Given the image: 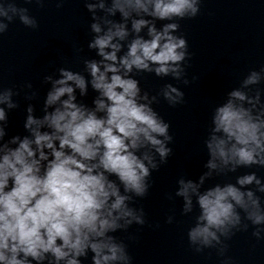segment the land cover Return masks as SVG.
<instances>
[{"label": "water", "instance_id": "water-1", "mask_svg": "<svg viewBox=\"0 0 264 264\" xmlns=\"http://www.w3.org/2000/svg\"><path fill=\"white\" fill-rule=\"evenodd\" d=\"M101 3L104 8L99 7ZM90 4L95 6L92 10H89ZM0 5L5 9L9 6L27 9L25 14L34 21L25 25L19 14L11 12V20L0 16V97L8 94L9 102L15 105L10 108L8 102H0L5 112V119L0 120V130L4 132L0 148L7 144L14 149L25 137L34 140L31 130L25 128L27 117L31 114L42 120L47 112L59 106V102L47 108L45 105L54 82L62 78L61 70L85 79L87 89L83 94L69 82L74 88V102L89 110L95 109L94 101L102 97L92 87L87 64L97 62L103 71V64L110 62L103 61L98 49L89 45L112 24H125L129 33L124 40H113L121 45L117 67L133 39L137 36L150 39L147 27L138 34L132 31V20L146 19L157 31H162L166 24H177L171 35L186 41V48L180 50L185 52V59L173 65L179 69V77L172 72L158 76L154 71L158 65L151 63V71L133 68L128 73L129 78L138 81L140 97L147 95V99L138 102L148 104L170 125L168 136L171 139L157 138L171 151L162 160L151 145L135 150L141 159L145 153L150 155L157 165L152 168L144 161L150 175L145 178L147 190L143 196L125 191L114 175L108 177L117 184L121 195L129 197L125 202L127 207L143 221L137 223L132 217L124 218L118 220L122 227L106 233L113 237L114 243L123 246L129 257L127 261L110 264H264V222L253 224L239 206H236L240 216L238 224L228 226L226 233L213 229L218 241L213 240L210 245L192 243L188 235L201 223L198 196L217 186L223 188L231 184L242 192L252 191L264 213V192L260 191L264 187V165L234 166L231 162L223 165L217 159V168L207 166L212 159L207 142L213 134L221 135L213 132L216 109L230 99L250 109L253 116L264 109V0H196L195 17L186 15L167 20L143 12H132L125 20L119 11H108L113 0H0ZM94 23L100 26V33L92 30ZM253 72L258 74L259 80L246 84ZM120 74H124L122 68ZM168 86L183 95L178 97L171 93L174 101L169 100L164 95ZM233 91L242 92L246 99L235 100L230 95ZM64 99L67 95L61 97V101ZM30 107L31 113L28 112ZM40 130L51 131L47 125ZM14 137L19 139L12 143ZM45 152L50 155V150L45 149ZM3 154L0 151V157ZM253 174L259 184L255 181L243 186L238 183L240 178ZM181 181H191L197 186L195 192L189 191L190 207H186L184 196L177 195ZM127 220L131 223H126ZM93 256L88 249L86 255L78 259L80 264H93ZM28 260L30 264H66L65 260L57 262L51 253H46L41 261L31 257Z\"/></svg>", "mask_w": 264, "mask_h": 264}, {"label": "clouds", "instance_id": "clouds-1", "mask_svg": "<svg viewBox=\"0 0 264 264\" xmlns=\"http://www.w3.org/2000/svg\"><path fill=\"white\" fill-rule=\"evenodd\" d=\"M88 7L92 10L95 6ZM99 7L104 8V4ZM108 11H119L125 20L132 12L167 20L186 15L195 17L198 8L196 0H113ZM9 12L19 14L25 25L34 23L25 14L27 9L14 6L5 9L0 5V16L11 20ZM131 27L137 34L147 27L150 39L140 36L133 39L127 54L119 59V67L117 52L121 45L113 40H124L128 36L125 24H112L89 45L98 49L103 61L110 62L103 64V71L97 62L87 64L92 87L102 97L94 101V110L74 102V88L69 82L83 94L87 89L85 79L61 70L62 78L54 82L45 105L47 108L59 102V106L47 112L42 120L31 114L27 117L25 128L31 130L34 140L25 137L14 149L7 144L0 148L4 153L0 157V264H30L28 257L41 261L46 253H51L57 262L80 264L78 257L85 256L88 249L94 253L93 264L129 259L123 246L114 243L113 237L106 233L122 227L118 220L124 218L132 217L137 223L143 221L127 207L125 202L129 197L121 195L117 184L108 177L114 175L125 191L143 196L147 190L145 178L150 175L144 161L152 168L157 165L150 155L145 153L141 159L135 150L151 145L163 160L171 150L157 137H171L168 136L170 125L148 104L138 102L147 99V95L140 97L138 81L129 78L128 73L133 68L151 71V63L158 65L154 69L156 75L172 72L179 77V69L173 65L185 59V52L180 50L186 48L185 39L171 35L178 27L175 23L166 24L162 31H157L148 20L134 19ZM92 30L101 32L95 23ZM258 80V74L253 72L245 83L255 84ZM171 93L178 97L183 95L168 86L164 95L174 101ZM65 95L67 99L61 101ZM230 95L235 100L246 99L240 91ZM0 102H8L10 108L15 106L9 102L8 94L0 97ZM28 112H32L31 107ZM261 115L264 109L253 116L250 109L237 105L232 99L218 107L213 118V132L221 135L213 134L207 142L212 157L207 166L217 168V159L223 165L230 162L234 166L264 165V119ZM4 119V109L0 108V120ZM44 125L51 131L42 132L40 129ZM3 135L0 130V137ZM18 139L14 137L12 143ZM45 149L50 150V155ZM253 181L260 183L254 174L240 178L238 183L243 186ZM181 184L177 195L184 196L186 207H190L189 191L195 192L197 186L191 181H181ZM260 191L264 192V187ZM198 204L201 223L188 234L192 243L210 245L213 240L218 241L213 229L226 233L228 226L240 222L236 206L245 210L253 224L264 222V213L253 192H242L231 184L199 195ZM58 240L61 243L58 244Z\"/></svg>", "mask_w": 264, "mask_h": 264}]
</instances>
